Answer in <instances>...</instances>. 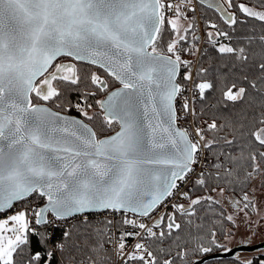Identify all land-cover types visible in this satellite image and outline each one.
I'll use <instances>...</instances> for the list:
<instances>
[{"label": "snow or ice", "instance_id": "snow-or-ice-1", "mask_svg": "<svg viewBox=\"0 0 264 264\" xmlns=\"http://www.w3.org/2000/svg\"><path fill=\"white\" fill-rule=\"evenodd\" d=\"M261 221L264 0H0V264H206Z\"/></svg>", "mask_w": 264, "mask_h": 264}, {"label": "trees", "instance_id": "trees-1", "mask_svg": "<svg viewBox=\"0 0 264 264\" xmlns=\"http://www.w3.org/2000/svg\"><path fill=\"white\" fill-rule=\"evenodd\" d=\"M204 11H206V9H200L199 10V15L201 16ZM208 15L211 17L212 13L209 11ZM202 28L204 30L203 23H202ZM201 47L202 48L204 47L203 44H202ZM203 62H204V65L206 67H208L210 65L217 66L220 63L219 59L216 58V54L212 51V49L210 47L208 48L207 54L203 57ZM75 95H77L76 91H69L68 92V98H70V99L74 98ZM88 102H91L90 99H89ZM212 102H214V101H211L210 103H212ZM92 126L94 128H96L98 136L107 135V134L110 135V133H111L108 130H104L103 133H101L100 130L98 129L97 125H92ZM37 198H39V197H36L32 201L36 200ZM37 227L41 231H47L49 233H52L53 234V241H56V240H58L60 238V230H57V229H54V228H51V227H47V226H43V225L42 226H37ZM229 227H231V225H229ZM233 232L235 233V229H233ZM38 239L39 238L37 236H32L31 237V241H32V244H33V250L34 251L43 252V251H45V247L44 246H40L38 244ZM219 252H223V250H220L218 252H213V253L209 254L207 256V258H206V264H243V262H244V261H241V259H239V257L235 256V255L220 256L219 257V256L216 255ZM55 256L52 259V264L56 263L57 257H55ZM249 260H251L253 262V264H259V262L261 260H264V255H258V256L253 255Z\"/></svg>", "mask_w": 264, "mask_h": 264}, {"label": "rangeland", "instance_id": "rangeland-1", "mask_svg": "<svg viewBox=\"0 0 264 264\" xmlns=\"http://www.w3.org/2000/svg\"><path fill=\"white\" fill-rule=\"evenodd\" d=\"M199 13V10H198ZM197 17L199 18L200 15L197 14ZM200 32H203L202 23L200 26ZM202 46V45H201ZM33 203V201H32ZM256 217H253V220H256ZM255 227H257L255 229ZM254 228V230H252ZM258 230V232H257ZM234 237L231 240L224 241L227 248L234 247L242 243L244 246L251 245H259V243H263L261 246H259L257 249H252L249 251L248 255H245L246 257L238 256L241 261H247L249 260L252 255H264V221L259 223V225H253L251 228H247L244 224L240 223V226L238 229H235ZM241 241V242H240ZM250 241V242H249ZM244 254V252H242Z\"/></svg>", "mask_w": 264, "mask_h": 264}, {"label": "water", "instance_id": "water-1", "mask_svg": "<svg viewBox=\"0 0 264 264\" xmlns=\"http://www.w3.org/2000/svg\"><path fill=\"white\" fill-rule=\"evenodd\" d=\"M6 23H7V21H6ZM54 111H57V110H55V109H53ZM69 115H71V116H74V117H78V116H76V115H73V114H69ZM79 118V117H78ZM112 133H110V135H111ZM107 135H109V134H107ZM263 243H259V245H249V246H244L242 243H240L239 245H237V246H234V247H230V249H231V251H223V252H219V253H217L216 255L217 256H230V255H235V256H238L237 254L239 253H237V251L238 250H252V249H257L259 246H261Z\"/></svg>", "mask_w": 264, "mask_h": 264}, {"label": "flooded vegetation", "instance_id": "flooded-vegetation-1", "mask_svg": "<svg viewBox=\"0 0 264 264\" xmlns=\"http://www.w3.org/2000/svg\"><path fill=\"white\" fill-rule=\"evenodd\" d=\"M80 98V93L79 92H77V95H75V97L74 98H68V96H67V99H68V101H70L72 104H75L76 102H77V100ZM90 99V101L91 102H93L92 101V99L91 98H89ZM55 110H59V109H56V108H54ZM67 114H73V115H76V116H78V113L76 112V110L73 108L72 110H71V112L70 113H67ZM241 242V241H240ZM243 243V242H242ZM249 251L250 250H238L237 251V255L239 256H241V257H246L245 255H248L249 254ZM242 252H244V254L242 253ZM253 255L251 254L250 256H248V257H252Z\"/></svg>", "mask_w": 264, "mask_h": 264}, {"label": "built area", "instance_id": "built-area-1", "mask_svg": "<svg viewBox=\"0 0 264 264\" xmlns=\"http://www.w3.org/2000/svg\"><path fill=\"white\" fill-rule=\"evenodd\" d=\"M197 14H199V13L197 12ZM201 33H202V32H201ZM178 123H179V124H186L187 121H179ZM42 202H43V201L40 200V198H37L36 200L33 201V205L40 204V203H42ZM104 215H106V214H104ZM103 218H104L103 215L98 216V217H94V219H103ZM116 219L118 220L119 217L117 216ZM51 228H52V227H51ZM54 242H55V241L50 242V244H51L53 247H54ZM131 242H132V241H129V243H131ZM55 257H57V260H56V263H54V264H61V258H60V256H59L58 253L56 254Z\"/></svg>", "mask_w": 264, "mask_h": 264}, {"label": "crops", "instance_id": "crops-1", "mask_svg": "<svg viewBox=\"0 0 264 264\" xmlns=\"http://www.w3.org/2000/svg\"><path fill=\"white\" fill-rule=\"evenodd\" d=\"M254 217H255V216H254ZM261 222H263V221H261ZM261 222H260V223H261ZM240 223H242V222H240ZM242 224H243V223H242ZM247 228H249V227H247ZM256 228H257V227H255V229H256ZM252 230H254V228H253ZM257 232H258V230H257Z\"/></svg>", "mask_w": 264, "mask_h": 264}]
</instances>
